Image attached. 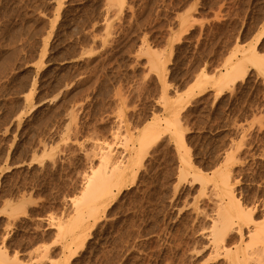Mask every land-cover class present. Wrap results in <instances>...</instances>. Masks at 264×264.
<instances>
[{"label": "rangeland", "instance_id": "rangeland-1", "mask_svg": "<svg viewBox=\"0 0 264 264\" xmlns=\"http://www.w3.org/2000/svg\"><path fill=\"white\" fill-rule=\"evenodd\" d=\"M260 34L255 50L264 57V0H0L5 263L63 264L71 251L69 264L248 257L247 233L264 218V73L244 61L245 76L221 82L219 96L214 80H193L204 72L216 81L228 52L237 46L232 62L240 60ZM148 123L162 127L139 149ZM108 145L126 179L122 173L73 237L54 241ZM186 155L191 165L181 161ZM218 203L226 214L240 207L251 216L231 219L219 242L228 248L219 250L209 237L222 220Z\"/></svg>", "mask_w": 264, "mask_h": 264}, {"label": "bare ground", "instance_id": "bare-ground-1", "mask_svg": "<svg viewBox=\"0 0 264 264\" xmlns=\"http://www.w3.org/2000/svg\"><path fill=\"white\" fill-rule=\"evenodd\" d=\"M119 3H122V2H119ZM61 6V5H60ZM30 18V17H29ZM262 36V34H260L257 38H256V41L254 42V44L253 45H250L251 46V48H250V54H249V51H248V49H246L247 51V54H244L245 52H242L243 54H244V56L240 59V60H238V61H235V62H232V58L233 57H235L236 56V53L237 52H239V48L236 46V47H234V49L233 50H231L230 52H228V55L224 58V60H223V68H224V71H221V72H219V74H218V76H217V79H216V81H218L217 83H219V84H215V79H213V76H210V74H206V73H204V72H201L200 73V75L195 79V80H193L194 81V83H196L199 87H203L204 85H208L207 83H210L209 81L211 80V81H213L214 80V85H212V87L214 86H216V88H217V96H219V94L220 93H222V84L223 83H225L224 81H228V83L230 82V83H232V82H234L237 78H243L244 76H245V74H246V71H247V68L245 67V64H246V62H249L250 64L249 65H252V66H255L257 69H259L260 71H262L263 73H264V57H257L258 56V53H256L257 51L255 50V45H256V43L258 42V40L260 39V37ZM246 48V47H245ZM244 48V49H245ZM241 49H242V47H241ZM242 51V50H241ZM241 53V54H242ZM147 54V53H146ZM257 54V55H256ZM264 55V54H263ZM151 59V58H150ZM234 61V60H233ZM244 61H246V62H244ZM151 62V61H150ZM152 65H154V63L152 62ZM261 72V73H262ZM217 74H214V75H217ZM212 75V74H211ZM192 81V82H193ZM226 81V82H227ZM221 82H223V83H221ZM228 83L226 84V86L228 85ZM212 84V83H211ZM233 84V83H232ZM224 86H225V84H223ZM223 86V87H224ZM195 87H197V86H195ZM205 87V86H204ZM231 87V86H230ZM194 89H196L197 90V88H194ZM202 89V88H201ZM214 89V88H213ZM187 91V90H186ZM191 92V91H193V90H188V92ZM201 91V90H200ZM199 91V92H200ZM185 92V91H184ZM188 92H186V93H188ZM189 92V93H190ZM189 93H188V95H189ZM192 93V92H191ZM190 93V94H191ZM195 93V92H194ZM185 94V93H184ZM196 94V93H195ZM186 95V94H185ZM187 95V96H188ZM182 96V95H181ZM192 96V95H191ZM180 97V96H179ZM178 97V98H179ZM190 97V96H189ZM177 98V99H178ZM186 99L188 98V97H185ZM160 99V98H159ZM181 99H184V98H182L181 97ZM175 100H176V97H175ZM181 101V100H180ZM186 101V100H185ZM187 101H188V99H187ZM178 102H179V100H178ZM183 101H181V103H182ZM184 103V102H183ZM176 104V103H175ZM187 104V103H186ZM183 106H184V104H183ZM178 108V107H177ZM183 108V107H182ZM36 109V108H35ZM169 112H172V111H169ZM33 114V113H32ZM181 115V114H180ZM178 116H179V112H176V115H175V118H174V120H177V118H178ZM165 119V118H164ZM162 121V120H161ZM168 121V120H167ZM178 121V120H177ZM176 121V122H177ZM162 122H164V121H162ZM153 123H154V121H153ZM155 123H156V121H155ZM160 123V122H159ZM168 123H170V121H168ZM171 124V123H170ZM174 123H172V125H173ZM148 125H149V123H148ZM147 125V127H146V129L145 130H143L144 132L142 133V136H139V138H138V140H139V149L141 148V147H143V148H141V149H144V146H146V145H144V144H146L147 142H150V141H152L154 138H158L157 137V134H158V130L159 129H161L160 127H162V126H160L159 127V129L157 128V127H155V125L154 124H152L151 123V125H154V126H148ZM159 125H161V124H159ZM158 125V126H159ZM167 125V124H166ZM168 126H170V125H168ZM158 129V130H157ZM165 129V128H164ZM168 129V128H167ZM161 132V131H160ZM163 132V131H162ZM176 133V132H175ZM125 134V133H124ZM124 134H122V135H124ZM181 134V133H180ZM117 135V134H116ZM121 135V136H122ZM163 135V134H162ZM177 135H179V134H177ZM158 136H160V135H158ZM180 136V144H181V146L182 147H184V140H183V134L182 135H179ZM162 137V136H161ZM123 138V137H122ZM127 139V138H126ZM122 141V144H123V141H124V139H122L121 140ZM128 142V141H127ZM152 143H154V142H152ZM127 144V143H126ZM110 145V144H109ZM107 146V148H104L105 150H102V151H100V152H97V155H99V160H100V166L98 165V169L97 170H95V171H93L90 175H88L87 177H86V184H85V187H83L84 189H83V191L81 192V194H80V196L79 197H76V199H75V204L73 203V205H75V206H77L76 208V215L73 217V219H69L68 220V222H67V224L65 223V224H62L61 222L59 223V224H57V229L56 230H58V233L59 234H57V235H60L58 238L56 237V239L54 240V241H58L59 239H65L66 237H67V235H68V233L69 234H71L72 236L71 237H73V235H75L76 234V232H75V229H77L80 225H79V221H81L82 222V220H84L83 219V216L84 215H86L87 217L86 218H88V217H90V216H92L93 214H94V212L96 213V211H95V204L99 201H101L103 198H105V196H107V197H110V195L108 194L109 192H111L110 191V187H111V185H114V184H116L117 182H121V179H122V177L123 176H121V174L123 173V171H121L122 173H120L119 174V172H118V170H116L117 168H119V167H121V164H119V162H118V158H116V156L115 155H113V152H112V150H111V148H110V146ZM119 145V144H118ZM126 147V146H125ZM146 147H148V145L146 146ZM145 147V150L147 151V148ZM179 147V146H178ZM102 148V147H101ZM181 149V148H180ZM144 150V151H145ZM99 151V150H98ZM117 151V150H116ZM187 151V153H189V151L188 150H186ZM141 153V152H140ZM143 153V152H142ZM145 153V152H144ZM181 154V153H180ZM122 156V155H121ZM128 156V155H127ZM187 156V158H185V157H182V160L181 161H183V163H185V164H187V165H191V160H190V156L189 155H186ZM181 158V157H180ZM127 161V160H126ZM126 161H125V165L127 164L126 163ZM124 162V161H123ZM128 162V161H127ZM123 164V163H122ZM138 164H140L139 162H138ZM114 165V166H113ZM124 165V164H123ZM127 167V166H126ZM190 167V166H189ZM128 168V167H127ZM126 168V169H127ZM188 168V167H187ZM121 169V168H120ZM123 169V168H122ZM125 169V170H126ZM128 170V169H127ZM126 170V171H127ZM191 170V169H190ZM199 170V169H198ZM138 171V170H137ZM125 173V174H124ZM123 174L125 175L124 176V178L127 176V173L126 172H124ZM89 174V173H88ZM187 174V173H186ZM221 174V173H220ZM224 174V173H223ZM187 175H189V174H187ZM193 175V174H192ZM119 176H120V178L121 179H119ZM223 177V176H222ZM226 177V178H225ZM231 178V177H230ZM118 179L120 180V181H118ZM126 179V178H125ZM122 180H124V179H122ZM131 180H133V179H131ZM197 180V179H196ZM222 181V190L226 193V194H228V195H226V196H228V198L229 199H231L232 197V195L233 194H231L232 193V191H231V186L229 185V183H228V178H227V175L226 176H224V178H223V180H221ZM220 181V182H221ZM120 184V183H119ZM122 184H123V181H122ZM220 184V183H219ZM118 184H116V187H114V188H117L118 186H120V185H118ZM207 185V184H206ZM205 185V186H206ZM113 188V187H112ZM217 188V187H216ZM220 188H221V185H220ZM209 190V189H208ZM211 190V189H210ZM221 190V191H222ZM219 191V190H218ZM113 192V191H112ZM210 192V191H209ZM213 193H214V191H213ZM222 193V192H221ZM111 194V193H110ZM113 194V193H112ZM223 195V194H222ZM213 196V195H212ZM211 196V197H212ZM216 196V195H215ZM225 196V197H226ZM106 197V198H107ZM214 197V196H213ZM105 198V199H106ZM216 198V197H215ZM233 198H234V196H233ZM219 199V198H218ZM223 200V199H222ZM103 202L105 201V200H102ZM214 202V201H213ZM220 202H221V200H220ZM239 202V201H238ZM102 203V202H101ZM232 204H234V201L232 200V202H231ZM98 204V203H97ZM96 204V205H97ZM104 205V204H103ZM214 205V204H213ZM216 205V204H215ZM236 205H237V202H236ZM98 206V205H97ZM100 206V205H99ZM236 207H238V205L236 206ZM231 208H233V207H231ZM240 208V207H239ZM239 208H234L235 210V212L233 213V214H231V212L229 213V214H226L225 212H227V211H225L226 210V208L223 206V204H221V203H218V212L216 211V213L215 214H220V217H222V218H220V219H222L221 221L219 220V218H217V220H219V221H217L216 219H215V222L214 221H212V222H214L215 224H216V221L217 222H219L220 224V226H216V225H214V227L216 228V229H213L211 232H209V237H210V239L214 242V247L216 248V249H224V248H226V247H224L223 245H222V242H221V244L219 243L220 241H223L224 240V237H223V235H222V233H223V231L225 232V230H229L230 229V225L232 224L231 222H232V218L233 217H236V218H240V217H244V215L248 218L249 217V219H247L246 217L243 219L244 221L245 220H249L250 221V217L251 216H249V213L247 214V213H243ZM212 209V208H211ZM214 209V208H213ZM13 209H10V213L12 212L13 213ZM246 211H248V212H250L248 209L246 210ZM251 211H253V210H251ZM221 212H222V215H221ZM229 212V211H228ZM67 213V212H66ZM215 216H217V215H215ZM92 217H94V215L92 216ZM92 217H90V218H92ZM219 217V216H218ZM81 218H82V220H81ZM235 219V218H234ZM241 219V218H240ZM263 219V221L260 223L259 221V223L256 225L255 224V222H254V225H255V227L252 229V231L251 232H249V233H247V237H246V239H249V241H247L246 242V244L244 243V245H245V247H247V252L246 251H244L243 252V254H245V253H247L248 254V257H244V258H239V257H237V256H234V258L231 260L232 262V264H264V218H262ZM61 220H63V219H61ZM213 220V219H212ZM242 220V221H243ZM254 220V219H253ZM64 221H65V219H64ZM67 221V220H66ZM235 221V220H234ZM221 222H222V224H221ZM253 222V221H252ZM213 223V224H214ZM235 223V222H234ZM81 224V223H80ZM86 224V223H85ZM249 224V223H248ZM233 225V224H232ZM235 225V224H234ZM213 226V225H212ZM238 226V225H237ZM239 227V226H238ZM220 228V229H219ZM233 228V227H232ZM235 229V228H234ZM232 230V229H231ZM236 230V229H235ZM239 230V229H238ZM250 231V230H249ZM57 232V231H56ZM230 232V231H229ZM236 232V231H235ZM239 232V231H238ZM75 233V234H74ZM83 233V232H82ZM237 233V232H236ZM78 234V233H77ZM208 234V233H207ZM234 234V233H233ZM240 234V233H239ZM242 235V234H241ZM241 235H238V236H240V237H243V236H241ZM224 236H225V234H224ZM75 237V236H74ZM76 237H78V236H76ZM240 237H238L239 239H240ZM69 239H70V237H68ZM72 239V238H71ZM70 239V240H71ZM209 239V240H210ZM238 239V240H239ZM242 239H244V238H242ZM242 239H240V241L242 240ZM84 241L85 240H82V242L80 243V244H82L83 245V243H84ZM71 242H73L72 240H71ZM211 242V241H210ZM242 242H245V240H243ZM239 243V242H238ZM237 243V244H238ZM211 244H212V242H211ZM77 246V245H76ZM212 246V245H211ZM213 247V248H214ZM228 248V247H227ZM226 248V249H227ZM238 248H241L240 246L239 247H237L235 250H239ZM75 249V248H74ZM73 249V250H74ZM215 249V251H218V250H216ZM242 249V248H241ZM234 249L233 250H231L232 252L233 251H235ZM221 251V250H220ZM228 251V250H227ZM226 250H225V252H227ZM241 251V250H240ZM243 251V250H242ZM222 252V251H221ZM224 252V251H223ZM230 253V249H229V253L230 254H228V255H233V253ZM241 253V252H240ZM240 253H237V254H240ZM217 254V253H216ZM216 254H213V255H216ZM235 254H236V252H235ZM242 254V253H241ZM242 254V255H243ZM75 255V252L73 251H71V253L67 256V258L65 259V261H64V263L63 264H69V262H70V260H71V258L73 257ZM226 255V254H225ZM241 255V256H242ZM240 256V255H239ZM244 256V255H243ZM6 257L7 256H5V258L4 257H0V264H7V263H5L6 262ZM232 257V256H231ZM230 258V257H229ZM244 261V262H243Z\"/></svg>", "mask_w": 264, "mask_h": 264}]
</instances>
